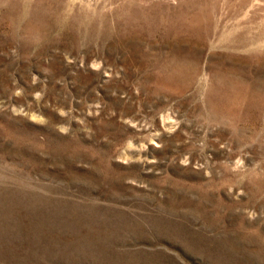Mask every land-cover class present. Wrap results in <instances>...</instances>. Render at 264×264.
<instances>
[{"label":"rangeland","instance_id":"rangeland-1","mask_svg":"<svg viewBox=\"0 0 264 264\" xmlns=\"http://www.w3.org/2000/svg\"><path fill=\"white\" fill-rule=\"evenodd\" d=\"M0 264H264V0H0Z\"/></svg>","mask_w":264,"mask_h":264}]
</instances>
